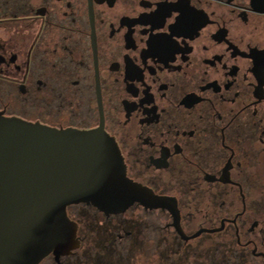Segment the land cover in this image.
<instances>
[{
    "label": "flooded vegetation",
    "instance_id": "1",
    "mask_svg": "<svg viewBox=\"0 0 264 264\" xmlns=\"http://www.w3.org/2000/svg\"><path fill=\"white\" fill-rule=\"evenodd\" d=\"M0 115L101 128L166 202L69 205L38 264H264V0H0Z\"/></svg>",
    "mask_w": 264,
    "mask_h": 264
},
{
    "label": "water",
    "instance_id": "2",
    "mask_svg": "<svg viewBox=\"0 0 264 264\" xmlns=\"http://www.w3.org/2000/svg\"><path fill=\"white\" fill-rule=\"evenodd\" d=\"M105 214L164 199L127 178L115 141L101 128L57 129L0 115V264L55 260L77 245L66 207Z\"/></svg>",
    "mask_w": 264,
    "mask_h": 264
}]
</instances>
